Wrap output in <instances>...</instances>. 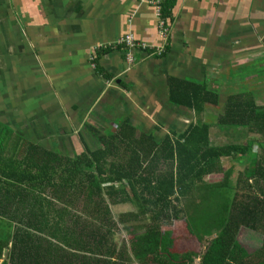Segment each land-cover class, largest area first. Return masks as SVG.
<instances>
[{
  "label": "trees",
  "instance_id": "obj_1",
  "mask_svg": "<svg viewBox=\"0 0 264 264\" xmlns=\"http://www.w3.org/2000/svg\"><path fill=\"white\" fill-rule=\"evenodd\" d=\"M160 1L166 21L170 4ZM167 90L196 113L212 105L214 124L244 127L250 139L210 145V124L198 120L156 142L124 120L107 134L90 126L95 149L68 156L12 138L0 123L4 264H264V105L254 91L175 77ZM186 220L205 249L167 258L162 227ZM245 233L259 237L257 249H244Z\"/></svg>",
  "mask_w": 264,
  "mask_h": 264
},
{
  "label": "crops",
  "instance_id": "obj_2",
  "mask_svg": "<svg viewBox=\"0 0 264 264\" xmlns=\"http://www.w3.org/2000/svg\"><path fill=\"white\" fill-rule=\"evenodd\" d=\"M162 1L167 39L146 0H0V123L10 136L74 156L95 149L90 126L107 134L127 120L136 136L173 141L196 121L184 117H199L210 145L228 144L229 132L210 134L216 108L173 104L168 81L254 91L264 105V0ZM126 35L147 46L131 62L117 43Z\"/></svg>",
  "mask_w": 264,
  "mask_h": 264
},
{
  "label": "rangeland",
  "instance_id": "obj_3",
  "mask_svg": "<svg viewBox=\"0 0 264 264\" xmlns=\"http://www.w3.org/2000/svg\"><path fill=\"white\" fill-rule=\"evenodd\" d=\"M231 91V90H229ZM196 119V121L200 120L199 117H184L185 124H188L189 122L193 121V119ZM206 119L212 121L214 117H205ZM213 128L210 130V134H214V131H227L229 134H231L230 137H228L229 143H237L242 144L246 143L250 139V135L247 132V129L244 127H234L230 125H226L224 127H218L213 122ZM220 140H222L219 137ZM218 139H212L211 142L215 143ZM222 142V141H221ZM226 166H230L228 162H225ZM220 177V176H219ZM217 179L212 178L211 181L215 182ZM188 222L183 221L181 224L173 223L171 225H167L162 227L163 234L165 237L164 241V253L165 256L168 258L170 256H176L180 255L186 252H202L205 248H203V245L200 244V242L197 240L195 235L191 234L190 230L188 229ZM178 230V231H177ZM177 231V232H176ZM2 233V234H1ZM7 233V223L3 222L0 224V238L5 237ZM241 242L244 245V249L246 250H255L259 246V237H254V234L245 233L241 236ZM198 262V261H197Z\"/></svg>",
  "mask_w": 264,
  "mask_h": 264
},
{
  "label": "built area",
  "instance_id": "obj_4",
  "mask_svg": "<svg viewBox=\"0 0 264 264\" xmlns=\"http://www.w3.org/2000/svg\"><path fill=\"white\" fill-rule=\"evenodd\" d=\"M146 1L152 3L156 7V9L158 10V13L160 15L161 1L160 0H146ZM159 24H160V29H161V37L164 39H167L169 31H168V26H166L165 20L160 18ZM117 43L121 48H124L128 51L127 52L128 53L127 59L129 62L132 61V58H131V55L129 52H131L133 50H137V49H139L142 52L147 51L146 44L135 41V39L131 35L124 36L122 39L118 40ZM163 49H165V48H163V47L157 48L156 50H154L153 53L160 56L163 52ZM2 263H4L3 260H0V264H2Z\"/></svg>",
  "mask_w": 264,
  "mask_h": 264
}]
</instances>
